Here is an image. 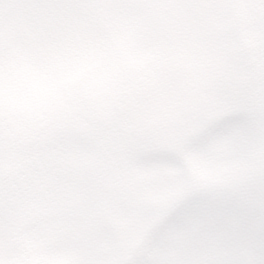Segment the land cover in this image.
<instances>
[{"label":"clouds","instance_id":"clouds-1","mask_svg":"<svg viewBox=\"0 0 264 264\" xmlns=\"http://www.w3.org/2000/svg\"><path fill=\"white\" fill-rule=\"evenodd\" d=\"M0 264H264V0H0Z\"/></svg>","mask_w":264,"mask_h":264}]
</instances>
